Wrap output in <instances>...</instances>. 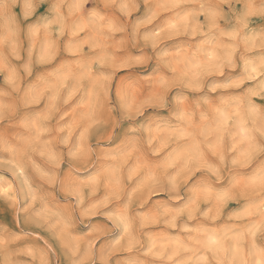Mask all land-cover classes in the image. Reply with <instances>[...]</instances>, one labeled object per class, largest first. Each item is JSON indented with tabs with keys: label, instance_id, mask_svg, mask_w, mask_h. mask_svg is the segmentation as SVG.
Here are the masks:
<instances>
[{
	"label": "clouds",
	"instance_id": "1",
	"mask_svg": "<svg viewBox=\"0 0 264 264\" xmlns=\"http://www.w3.org/2000/svg\"><path fill=\"white\" fill-rule=\"evenodd\" d=\"M0 264H264V0H0Z\"/></svg>",
	"mask_w": 264,
	"mask_h": 264
}]
</instances>
